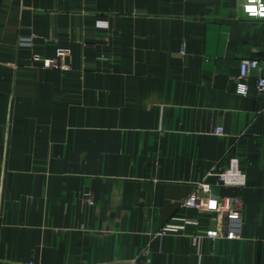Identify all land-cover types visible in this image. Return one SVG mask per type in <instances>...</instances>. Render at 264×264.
I'll return each instance as SVG.
<instances>
[{
    "label": "crops",
    "instance_id": "crops-1",
    "mask_svg": "<svg viewBox=\"0 0 264 264\" xmlns=\"http://www.w3.org/2000/svg\"><path fill=\"white\" fill-rule=\"evenodd\" d=\"M57 47L71 71L32 59ZM258 74L264 20L237 0H0V264H264ZM232 157L241 187L209 174ZM198 181L240 197L239 239L192 244L219 226L180 207ZM175 212L198 225L157 235Z\"/></svg>",
    "mask_w": 264,
    "mask_h": 264
},
{
    "label": "built area",
    "instance_id": "built-area-1",
    "mask_svg": "<svg viewBox=\"0 0 264 264\" xmlns=\"http://www.w3.org/2000/svg\"><path fill=\"white\" fill-rule=\"evenodd\" d=\"M239 10L244 17L264 20V0H237ZM70 49L66 47H57L52 56H41L33 54V60H39L45 68L57 69L62 72L71 71L69 62ZM259 69V61L256 58L245 57L239 62V72L234 79L235 91L240 95H246L249 89L248 79L251 73ZM255 88L257 91H264V76L256 75ZM223 127L217 125L214 133L221 134ZM209 174H216L221 185L229 187H241L245 184V174L239 166L237 157H232L226 167L215 173L209 171ZM91 203V197L87 198ZM180 207L191 210H202L215 213L219 218V226L216 228H207L202 233L195 232L190 234L193 245H198L202 238L239 239L242 229V209L241 199L237 195H214L211 192V185L204 181H198L192 192L180 203ZM199 221L196 218L185 216L184 214L173 213L158 229L157 235L168 233L184 232L189 225L197 226ZM143 255H146L145 251ZM103 264H136L133 261H115Z\"/></svg>",
    "mask_w": 264,
    "mask_h": 264
}]
</instances>
